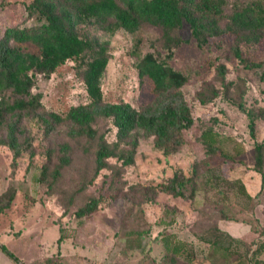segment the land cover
<instances>
[{
	"label": "rangeland",
	"instance_id": "374dc122",
	"mask_svg": "<svg viewBox=\"0 0 264 264\" xmlns=\"http://www.w3.org/2000/svg\"><path fill=\"white\" fill-rule=\"evenodd\" d=\"M30 2L0 0V35L8 26L34 23L33 19H28L24 6ZM90 33L111 44L112 58L102 84L105 100L129 102L136 108L150 101L153 98L151 82L141 80L136 64L138 58L152 51L150 43L159 38L160 32L146 27L136 34L122 31L111 36L96 29ZM182 34L190 39L188 26ZM230 44L227 39H212L209 46L200 49L191 40L175 51L172 66L191 77L183 91L192 108L195 125L186 132V145L179 153L165 157L155 148L153 138L142 137L135 164L126 167L114 184L111 170L96 175L95 143L72 139L68 135L69 124L48 136L34 122H25L24 126L34 138L36 155L32 160L26 154L14 167L12 153L7 147L0 146V196L11 186L17 191L11 208L0 212V217H8L1 220L0 231L9 226V217L17 222L16 233L18 230L25 232L32 219L49 217L50 221L44 222L50 223L45 235L47 254L54 249L53 240L63 233L65 240H75L86 257L93 258L98 264H157L152 258L155 245L160 243L163 235L175 234L194 245L193 264H230L232 259L225 250L204 244L193 235L220 225L245 243L247 246L243 248L246 250L258 241V232L264 229V189L262 177L254 169L256 140L264 141V81L260 71L239 66L230 55ZM30 50L34 51V48L30 47ZM249 55L255 61H264V45ZM219 64L229 68L227 83L230 91L223 92L212 103L202 105L201 91L205 88L207 91L210 86L221 89L216 72ZM75 66V61L67 62L51 78H40L35 89L44 94L46 108L64 116L72 106L88 103ZM241 103L244 110L239 108ZM249 112L254 113L256 119V140L250 135ZM98 127L107 133L109 141L116 140L117 129L110 120H101ZM210 131L214 137L207 140L204 134ZM64 143L73 147L72 163L57 181L52 178L41 181L44 165L50 159V170H53L60 155L59 147ZM209 144L219 151L213 153ZM86 147L90 148V153L84 151ZM111 162L117 164L116 160ZM194 169L199 173V191L194 200L160 194L155 203L146 204L129 191L135 185L165 183L179 171L191 177ZM236 181L245 184L252 198L241 193ZM186 194L190 196V188ZM93 197L101 198L99 210L91 216L78 218V209ZM222 212L236 221L219 222ZM58 219L59 223H56ZM27 238L13 242L0 233V242L14 250L24 262L30 252L36 251L34 243L28 242ZM34 240L38 242L37 238ZM129 246L136 249L129 250ZM259 259L264 260V254ZM62 264L69 263L64 261ZM77 264H87V261L78 258Z\"/></svg>",
	"mask_w": 264,
	"mask_h": 264
},
{
	"label": "trees",
	"instance_id": "16d2710c",
	"mask_svg": "<svg viewBox=\"0 0 264 264\" xmlns=\"http://www.w3.org/2000/svg\"><path fill=\"white\" fill-rule=\"evenodd\" d=\"M24 6L28 19L34 23L8 26L0 35V146L10 150L14 167L24 155L29 154L31 160L36 155L34 138L25 122H34L48 136L69 124L68 135L72 139L95 143L96 175L111 170L113 184L126 167L135 164L142 137L153 138L155 148L165 157L179 153L186 145V132L194 127L195 118L183 91L191 77L174 68L171 61L175 51L191 40L200 49L209 46L212 39L230 40L231 57L246 70L260 71L264 81V61H255L249 55L264 45V0H31ZM186 26L190 39L182 34ZM146 27L158 30L160 36L151 41L152 51L138 58L136 68L141 80L151 82L153 98L139 108L125 101H106L102 84L112 58L111 44L92 36L90 31L96 29L113 36L122 31L136 34ZM69 61L76 62V75L85 87L88 103L72 106L64 116L46 108L44 94L35 89L40 78H51ZM216 72L221 89L210 86L201 91L202 105L230 91L229 68L219 64ZM239 108L245 109L242 103ZM248 118L250 135L256 140L254 113L249 112ZM101 120H110L117 129L115 141H109L107 133L98 127ZM213 137V131L204 134L207 140ZM208 146L213 153L219 151L212 144ZM72 151L71 144H62L57 164L51 171L49 159L41 181H57L72 163ZM84 151L90 153V148ZM221 155L225 156L223 152ZM254 158L263 190L264 141L256 140ZM198 174L194 169L193 176L186 177L179 171L165 183L135 185L129 191L146 204L155 203L160 194L194 200L199 191ZM236 182L241 193L252 198L245 184ZM16 195L11 186L0 196L1 213L11 208ZM100 205L101 198L93 197L78 209V218L91 216ZM221 221L236 219L222 212ZM258 234V241L245 250L243 246L247 245L220 225L193 233L198 241L225 250L232 259L230 264H264L259 259L264 254V229ZM63 240L62 236L59 245ZM160 240L167 250L165 264L194 263L192 243L175 234L164 235ZM1 247L9 257L18 260L6 246Z\"/></svg>",
	"mask_w": 264,
	"mask_h": 264
},
{
	"label": "crops",
	"instance_id": "0c3cea01",
	"mask_svg": "<svg viewBox=\"0 0 264 264\" xmlns=\"http://www.w3.org/2000/svg\"><path fill=\"white\" fill-rule=\"evenodd\" d=\"M3 218H8V217H0V222L1 220H3ZM46 221H50L49 217L40 220L32 219L31 222L27 223V228H25L26 229L25 232L23 230L22 231L18 230L19 233H16L17 222L16 220L12 219V217H9V223H10L9 226H7L5 230L0 231V233L2 235H5L10 241L13 242H18L19 240H22L23 238L28 236L27 238L29 239L28 242L34 243V249L36 251L33 254H31L32 252H30V256L26 258L27 262H24L22 260L23 258H21L14 250L8 248L4 242L3 243L0 242V264H62V262L64 261H68L69 264H77L78 258L86 260L87 264H98L97 261H94L93 258L86 257L85 255L86 253L82 251L81 248L77 247V243L75 242V240L71 238L66 240L64 239L63 242H61V244L59 245V240L63 235V233L60 236H58L57 239L53 240L52 244L54 246V249L50 251L49 254H47L45 252V248L48 242H46L45 240V235L46 233H48L47 229L50 227V223L45 224L44 222ZM56 223H59V219L56 220ZM56 223L55 226L58 227ZM35 238L38 239V242L34 240ZM2 245L6 246L8 250H10L13 254H15L18 260H14L11 257H9L2 250L1 247ZM128 249L132 250V249H136V247L129 246ZM152 254H153L152 258H154L157 264H165V256L167 254V250L161 240L160 243L155 245Z\"/></svg>",
	"mask_w": 264,
	"mask_h": 264
}]
</instances>
